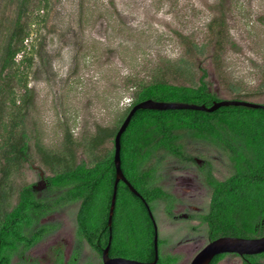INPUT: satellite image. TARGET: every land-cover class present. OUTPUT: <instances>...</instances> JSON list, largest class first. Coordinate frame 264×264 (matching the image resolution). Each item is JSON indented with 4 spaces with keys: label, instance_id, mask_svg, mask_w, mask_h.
<instances>
[{
    "label": "rangeland",
    "instance_id": "1",
    "mask_svg": "<svg viewBox=\"0 0 264 264\" xmlns=\"http://www.w3.org/2000/svg\"><path fill=\"white\" fill-rule=\"evenodd\" d=\"M17 17L20 50L0 75V211L16 203V193L1 201L11 187L36 184L65 168V160L92 165L109 154L111 133L142 86L196 85L205 69L219 99L264 103V0H0V56ZM100 128L107 136L95 147ZM22 132L29 137L31 162L12 166L1 182L5 143ZM186 143L190 153L213 162L217 177L230 175L222 151L192 139ZM163 173V186L184 203L175 211L179 219L159 213L160 232L183 255L178 264H189L207 237L182 214L193 206L204 210L210 194L194 167L174 156L165 158ZM78 208L54 216L60 230L34 250L42 264H49L58 244L68 253ZM89 256L98 262L86 244L80 263ZM219 264H241V258L225 257Z\"/></svg>",
    "mask_w": 264,
    "mask_h": 264
},
{
    "label": "trees",
    "instance_id": "2",
    "mask_svg": "<svg viewBox=\"0 0 264 264\" xmlns=\"http://www.w3.org/2000/svg\"><path fill=\"white\" fill-rule=\"evenodd\" d=\"M18 22L17 17L3 47L0 75L16 63L22 31ZM206 77L207 71L203 69L196 85L156 81L142 86L129 110L135 103L148 98L211 105L220 99ZM125 116L111 133L113 143ZM106 136V129L100 128L93 146L104 143ZM28 138L26 132H22L19 138L12 134L8 137L3 153L6 166L2 173L5 178L1 182L7 181L12 166L17 169L31 162ZM188 139L210 144L222 151L228 157L234 173L224 181L218 180L213 175L211 161L205 158L204 164H198L199 157L190 153L187 147ZM121 144L124 174L148 202L162 199L168 204L167 211H170L176 201L174 195L161 184L164 180V160L171 155L184 167L200 168L205 175L203 180L213 186L211 211L202 217L216 230L213 237L220 234L257 236L249 228L242 232L239 227L241 224L248 227L257 213L264 216L263 108L230 105L213 112L141 108L135 112L122 134ZM73 155L71 151V157ZM113 156L114 148L92 165L84 160L74 163V158L65 160V168L44 176L50 185L42 191L35 188V183H28L2 192L1 201L15 193L17 200L13 205L6 203L0 211V264H24L15 262L14 256L27 254L49 233L60 228V223L42 222V219L74 204H79L75 239L81 248L83 244L89 245L98 258L97 262L89 256L81 264H101L102 249L108 244L111 233L108 217L116 176ZM154 234L153 224L141 198L120 181L112 222L110 255L135 256L141 261H152L155 258ZM166 241L164 239L159 244ZM225 255L217 254L210 264H218ZM247 256L252 259L251 264H260L259 255ZM182 258L181 253L160 251L157 264H178ZM79 260L80 256L75 252L69 264H78Z\"/></svg>",
    "mask_w": 264,
    "mask_h": 264
},
{
    "label": "water",
    "instance_id": "3",
    "mask_svg": "<svg viewBox=\"0 0 264 264\" xmlns=\"http://www.w3.org/2000/svg\"><path fill=\"white\" fill-rule=\"evenodd\" d=\"M246 106L250 108H263L264 103L251 102L240 99H220L215 100L211 105L190 103L185 101H165L155 100L152 98L141 100L135 103L124 120L120 124L115 136H114V164H115V182L113 187V194L111 198V205L109 209L108 225L110 228V236L108 244L102 249L101 260L102 264H157L159 258L158 251V238L159 230L158 224L156 223L153 213L143 195L134 187V185L128 180L121 166V137L126 128L128 127L133 115L138 109H156V110H169V109H193L203 110L207 112H213L222 106ZM123 181L128 185L130 190L137 195L142 201L145 202L148 207L149 214L154 223V249L155 258L152 261H141L132 259L124 256H111L110 246L112 241V222L113 215L116 206L118 183ZM264 252V235L258 237H241L233 235H224L217 237L210 242L206 243L192 258L189 264H210L212 259L220 253H234L238 255L245 254H257ZM226 257H238L234 255H227Z\"/></svg>",
    "mask_w": 264,
    "mask_h": 264
},
{
    "label": "flooded vegetation",
    "instance_id": "4",
    "mask_svg": "<svg viewBox=\"0 0 264 264\" xmlns=\"http://www.w3.org/2000/svg\"><path fill=\"white\" fill-rule=\"evenodd\" d=\"M197 162H198L199 165H202V164L205 163V158H199V159H197ZM213 166H214V164H213ZM195 170L197 171L198 179H199V181H200V183L202 185L201 188L203 187V189H205V191L206 190L209 191V194H210L209 195V201L207 202L206 207L204 208V210H203V208H198L196 206H193L194 210H191L190 208H188V209H186L187 212L182 214V215L184 217H186L191 222V225H192L193 229H195V230L199 229L200 231H201V229H204V231L206 232L207 243H208V242H210L211 240H213V239H215L217 237L228 235V234H220L217 237H213V232H215L216 230L213 229L209 225V223L203 221L202 217L204 215H208L210 213V211H211L212 195H213V192H214V188H213V186L207 184L203 180V177L205 175H204L203 171H200V168L195 169ZM233 173L234 172L231 171L229 176H227L224 179H221V178L217 177V175L215 174V166H214V169H213V175L218 180H221V181L226 180ZM49 185H50L49 181L44 179V176H43V177H40L39 182H37L35 184V188L37 190L42 191V190L48 189ZM165 189H167V188H165ZM169 192L171 194H173L174 197L176 198V201L173 203L172 209L170 211H167L168 204H166V202L164 200H162V199H159L158 201H155L153 203L148 202L147 200L146 201H147V203H148V205H149V207H150V209H151V211L153 213V216H154V219H155L156 223L158 224V230H159L158 244H159V242L163 241L164 239H167L166 243H164V244L161 243V244L158 245L159 253H160V251H170V252H173V253H181V252H174V251L171 250V246L172 245H171L170 237H168V236L167 237H163L161 235L160 227H159V216H160L159 213L160 212L162 214H165V216L167 218H170L171 220L179 219L180 216H181V215L177 214L175 211H176V209L179 206H181L184 203V201L182 200L183 198L180 195L175 194L174 192H172L170 190H169ZM142 202L144 203V207H145V209L147 210V212L149 214L148 207L146 206L144 201H142ZM74 205H76V204H74ZM74 205H72V206H74ZM78 206H79V204H78ZM62 210H64V209H61L60 211L56 210V211L48 214L46 217H44L42 219V222L60 223L59 219L57 220V218H54V216L56 214L58 215L60 212H62ZM149 216H150V214H149ZM150 220H151V223L153 224V227H154V223H153V220L151 219V217H150ZM76 221H77V216H76ZM60 228H61V224H60ZM60 228H58L55 231H53V233L52 232L49 233L45 237V239L43 241H41L38 245L40 246V244L46 243L47 240L48 241L51 240V238H53L55 236V234L60 230ZM239 228H242V232H245L244 229L249 228L252 234L257 235V236H251V237L262 236V235H264V216H262V215L259 216L258 213H257V216H255L253 218V220L251 221V223H250V225L248 227H246L243 224H241ZM233 236H236V235H233ZM241 237H245V236H241ZM84 245H86V244H83L82 248H81V245L79 244V242H77V240L75 239V235H74L72 244H71V246L68 249V253H67V250H66V248H68V247L65 248V245L62 244V243L58 244L57 247H54L51 250L52 257L51 258L49 257L50 258V260L48 261L49 264H69L70 258L75 252H76L77 255L81 256V254H82V252H83V250L85 248ZM37 246L34 247L30 252H28L27 253L28 255L27 254H23V255L14 256L15 262H22L24 264H42L41 260H40V257L36 256L34 254V250L37 248ZM263 253L264 252L256 254V255H259V261L258 262L260 264H264V254ZM227 255H234V256L240 257L241 258V264H251V263H253L251 261L252 259L247 256L249 254L238 255V254H234V253H226V255L220 261H222ZM60 258H62L61 261H60ZM75 258H77V257H75ZM220 261L218 262V264L220 263ZM80 262L81 261L79 260L78 264H81ZM72 264H74V263H72Z\"/></svg>",
    "mask_w": 264,
    "mask_h": 264
}]
</instances>
